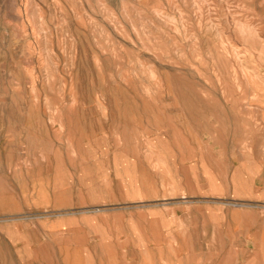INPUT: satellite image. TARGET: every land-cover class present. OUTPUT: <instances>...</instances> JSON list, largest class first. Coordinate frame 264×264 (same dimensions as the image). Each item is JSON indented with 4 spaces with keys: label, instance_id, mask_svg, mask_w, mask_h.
<instances>
[{
    "label": "rangeland",
    "instance_id": "obj_1",
    "mask_svg": "<svg viewBox=\"0 0 264 264\" xmlns=\"http://www.w3.org/2000/svg\"><path fill=\"white\" fill-rule=\"evenodd\" d=\"M263 116L264 0H0V264L150 216L264 264L231 253V209L264 217Z\"/></svg>",
    "mask_w": 264,
    "mask_h": 264
},
{
    "label": "crops",
    "instance_id": "obj_2",
    "mask_svg": "<svg viewBox=\"0 0 264 264\" xmlns=\"http://www.w3.org/2000/svg\"><path fill=\"white\" fill-rule=\"evenodd\" d=\"M245 157H250V154L238 155V160H244ZM259 161L264 160L262 158ZM172 206L174 210L185 208V205L178 207L176 203H172ZM148 220V227L145 231L140 229L136 238H125L122 241L125 244L117 240V248L126 246L129 249L106 250L104 253H67L62 257L42 253L40 259L36 258L35 264H228L221 263L229 259L221 256L218 245L212 246L204 236L196 235L195 227L186 225L188 219L172 220L171 225L164 226V229H157L156 219L152 216ZM168 229H171L170 232ZM263 243L264 217L245 208L231 209V253H260L259 247ZM245 256H234L232 264H240L235 261ZM254 259L257 258L254 256L248 260Z\"/></svg>",
    "mask_w": 264,
    "mask_h": 264
}]
</instances>
